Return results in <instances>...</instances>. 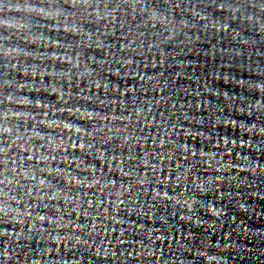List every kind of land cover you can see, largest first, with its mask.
Returning a JSON list of instances; mask_svg holds the SVG:
<instances>
[{"label":"water","instance_id":"1","mask_svg":"<svg viewBox=\"0 0 264 264\" xmlns=\"http://www.w3.org/2000/svg\"><path fill=\"white\" fill-rule=\"evenodd\" d=\"M151 3L168 11L164 0ZM219 4L238 5L244 17L251 15L254 20L250 23L239 12L234 18L229 12L219 11ZM262 6L264 0H173L176 22L187 19L190 24L173 40H165L159 26H144L139 16H118L105 37L106 48L89 49L86 56L100 61L97 77L108 84V92L101 90L95 99L107 100L106 113L134 121L127 124V133L139 139L129 144L119 140L102 145L97 142V146L109 155L124 158V172L135 176L147 173L146 183L141 186L134 176L109 172L106 165L85 156L89 164L103 171L106 179L114 181L116 188L104 192L96 188L73 189L85 201L79 213L71 211V207L65 212L63 205L61 213L51 206H39L38 213L62 215L69 227L54 231L45 223V231L29 233L25 225L18 241L0 236V250L6 244L10 251L16 249V260L9 264H31L37 259L42 264H205L198 252L215 255L223 264H264V136L241 128L251 124L264 127V114L241 111L253 94L238 84L241 80H264ZM193 8L209 16L218 27L208 28L193 21ZM22 47L47 55L35 46ZM33 64L41 66L27 62ZM13 76L23 78L9 70L7 78ZM4 78L5 72L0 68V80ZM86 87L82 82L81 90ZM31 95L45 103L55 99L44 92ZM137 109L142 110L143 116H136ZM115 126L125 125L117 119ZM225 139L236 141L235 146H227L230 155L225 154ZM241 142L250 143L251 147H241ZM201 151L222 155V162L229 165L218 189L214 187L206 195L196 194L203 207L198 205L195 213H190L170 199H154V192L179 195L180 187L174 186L173 181L186 166L198 178L220 175L205 167L199 156ZM128 156L132 159H126ZM145 159L158 165L159 171L144 167ZM253 164L260 166L255 172L239 171L237 167L250 168ZM233 176L235 179H230ZM121 185L132 187L124 197L125 203L118 205L114 193ZM209 203L221 210L219 217L207 212ZM183 216L192 219L185 220ZM0 229L21 231L19 226L4 223H0ZM53 235L71 239L57 244L51 239ZM47 249L51 252L45 257L42 254Z\"/></svg>","mask_w":264,"mask_h":264},{"label":"clouds","instance_id":"2","mask_svg":"<svg viewBox=\"0 0 264 264\" xmlns=\"http://www.w3.org/2000/svg\"><path fill=\"white\" fill-rule=\"evenodd\" d=\"M164 3L168 7L167 12L154 6L151 0H0V61H3L0 68L5 72V78L0 80V223L21 229H0V236L18 241L23 236L25 225L29 233L45 231V223L52 226L54 231L67 229L69 224L62 215H43L37 212V208L42 205L48 209L51 206L56 213H61L63 205V211L71 207V211L79 213L85 201L73 189L96 188L104 192L116 188L114 181L106 179L103 171L89 164L85 156L106 165L109 172L115 170L134 176L141 186L146 183L147 173L135 176L134 173L124 172V158L109 155L102 146H97V142L102 145L112 140H119L122 144L136 143L139 138L127 133V124L134 121L129 117L106 113L104 109L109 106L107 100L95 99L101 90L108 92V84L97 77L96 66L102 67L100 61L92 55L86 56V52L89 49H105V37L111 32L110 26L117 23L118 16L125 14L133 19L141 17L144 26H159L164 39L173 40L178 32L190 24L187 19L176 22L173 0H164ZM176 7L179 8V4ZM217 9L231 13L234 18L239 12L250 23L254 20L251 15L244 17L238 5L219 4ZM261 10H264V6ZM190 15L193 21L201 22L205 27H218L209 16L194 8L190 10ZM256 23H259L258 18ZM89 25L98 30H90ZM223 30H227V25L223 26ZM23 45L35 46L47 52V55H37ZM28 61L41 66L27 65ZM9 70L23 78H7ZM45 77L48 78L47 82ZM82 82L87 85L83 90ZM238 84L253 94V97L246 99L241 111L249 115L264 114V80H241ZM6 89L11 91L6 92ZM41 92L54 97V102L45 103L31 95ZM94 103L97 107L87 106ZM136 116H143L142 110L137 109ZM117 119L125 126L116 127ZM241 128L249 134L264 136V127L256 124L241 125ZM229 143L235 146L236 141H223L225 154L228 155ZM240 146L251 147V144L241 142ZM72 153L84 155L74 156ZM199 156L207 169L220 175L198 178L186 166L183 171H178L173 181L174 186L180 187L179 195L169 196L167 191L154 192L153 198L170 199L174 205L190 213H195L198 205L202 208L196 194L206 195L212 188L218 189L229 165L222 162V155L201 151ZM126 159L131 160L132 157ZM143 164L146 168L159 171V166L150 164L147 159ZM237 167L239 171L255 172L260 166ZM230 179L234 180L235 177ZM131 187L121 185L115 191L118 205L125 203L124 197ZM87 203L91 206V199ZM207 212L217 217L221 215V210L211 203ZM182 219L191 220L192 217L183 216ZM74 228H79V225ZM51 239L59 244L71 237L53 235ZM76 242H81L79 237H76ZM50 252L47 249L42 255L46 257ZM197 255L204 257L205 264H223L220 258L207 252H198ZM15 260L16 249L10 251L6 244L0 250V262L9 264V261ZM31 264H42V261L33 260Z\"/></svg>","mask_w":264,"mask_h":264}]
</instances>
